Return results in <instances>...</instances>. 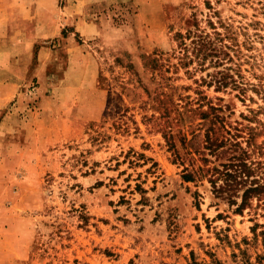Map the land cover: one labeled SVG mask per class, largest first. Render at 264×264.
<instances>
[{
  "label": "rangeland",
  "instance_id": "obj_1",
  "mask_svg": "<svg viewBox=\"0 0 264 264\" xmlns=\"http://www.w3.org/2000/svg\"><path fill=\"white\" fill-rule=\"evenodd\" d=\"M257 182L264 0H0V264H264Z\"/></svg>",
  "mask_w": 264,
  "mask_h": 264
},
{
  "label": "trees",
  "instance_id": "obj_2",
  "mask_svg": "<svg viewBox=\"0 0 264 264\" xmlns=\"http://www.w3.org/2000/svg\"><path fill=\"white\" fill-rule=\"evenodd\" d=\"M182 43L185 44L184 41H182ZM206 46L207 42L203 45L204 49H206ZM221 80L223 79H220L219 81ZM222 83H224V81ZM224 84H226V82ZM253 172L254 171L245 162L236 165L231 164L228 167H225V170H221L220 172V174L222 173V176L224 177V185H220L218 190L222 191L226 189L228 191L233 190L236 192L240 186L247 184L248 179ZM198 173V169L194 167L191 171L186 172L184 177L193 180ZM254 184L255 183L250 184L245 188L243 193L244 201H247V199L253 195H261L264 192V183L260 184L257 182L256 185Z\"/></svg>",
  "mask_w": 264,
  "mask_h": 264
},
{
  "label": "crops",
  "instance_id": "obj_3",
  "mask_svg": "<svg viewBox=\"0 0 264 264\" xmlns=\"http://www.w3.org/2000/svg\"><path fill=\"white\" fill-rule=\"evenodd\" d=\"M79 6H81V5H79ZM69 17H71V16L68 15V17H67L66 20H67L68 22H71Z\"/></svg>",
  "mask_w": 264,
  "mask_h": 264
}]
</instances>
